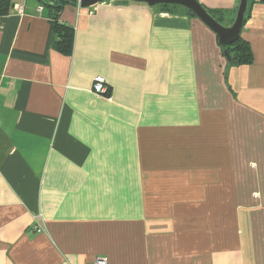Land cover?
<instances>
[{
    "label": "crops",
    "instance_id": "1",
    "mask_svg": "<svg viewBox=\"0 0 264 264\" xmlns=\"http://www.w3.org/2000/svg\"><path fill=\"white\" fill-rule=\"evenodd\" d=\"M54 1L0 15V264H264V0L250 65L185 8L122 0H67L64 54ZM198 1L225 27L240 3Z\"/></svg>",
    "mask_w": 264,
    "mask_h": 264
},
{
    "label": "water",
    "instance_id": "2",
    "mask_svg": "<svg viewBox=\"0 0 264 264\" xmlns=\"http://www.w3.org/2000/svg\"><path fill=\"white\" fill-rule=\"evenodd\" d=\"M110 1V0H79L81 8H89L96 4ZM145 3L151 7L158 5L181 6L192 13L203 22L212 32L218 36V43L221 47H226L237 41L244 27L245 14L248 9L249 0H240L237 15L231 26L225 27L199 3L198 0H122ZM224 55L227 60H230V52L228 49L224 50Z\"/></svg>",
    "mask_w": 264,
    "mask_h": 264
},
{
    "label": "trees",
    "instance_id": "3",
    "mask_svg": "<svg viewBox=\"0 0 264 264\" xmlns=\"http://www.w3.org/2000/svg\"><path fill=\"white\" fill-rule=\"evenodd\" d=\"M65 3H68V1L67 0H55L54 4L51 5L50 7H51L52 18L55 21L54 30H55V33L57 34L56 47L58 48L60 52L67 54V53H70L73 47L74 29L73 27L63 24L60 21V11ZM251 5H252V2L251 0H249L248 9L245 14L244 25L249 18ZM160 6L166 11L171 10L170 8L172 7H176V6H171V5H160ZM11 7H12V0H0V15L8 14L10 12ZM185 10L191 17H194V18L196 17L195 14L192 13L191 11L187 9ZM211 16L215 20H217L219 23H221L220 20L215 18L212 14ZM221 48L223 52L225 49L229 50L230 60H227V62L230 65H250L253 63V54L251 51L250 44L243 39L242 35L234 43L227 45L226 47H221Z\"/></svg>",
    "mask_w": 264,
    "mask_h": 264
},
{
    "label": "built area",
    "instance_id": "4",
    "mask_svg": "<svg viewBox=\"0 0 264 264\" xmlns=\"http://www.w3.org/2000/svg\"><path fill=\"white\" fill-rule=\"evenodd\" d=\"M15 8L18 13H22L24 10L23 5H17L15 6ZM92 90L99 97L109 98V86L105 78L102 76H97L94 78ZM35 229L39 231L40 228L35 227ZM94 264H108V261L106 258H99L95 261Z\"/></svg>",
    "mask_w": 264,
    "mask_h": 264
}]
</instances>
